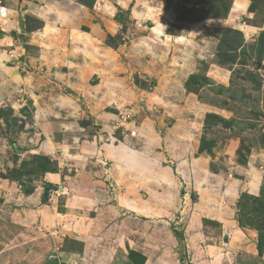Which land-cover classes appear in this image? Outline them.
<instances>
[{"label": "rangeland", "instance_id": "374dc122", "mask_svg": "<svg viewBox=\"0 0 264 264\" xmlns=\"http://www.w3.org/2000/svg\"><path fill=\"white\" fill-rule=\"evenodd\" d=\"M8 1L0 0V38L14 30L12 32L19 45L22 40L25 43V53L12 57L8 62L9 67H15L14 71L4 75L0 68V88H3V93L0 91V207L5 194L16 193L15 179H26L47 162L40 157L33 159L30 153L24 156L18 153L23 147L30 150L31 138L38 133L31 108L33 97H28L32 96L29 90L36 85L28 77L32 74L33 78L44 68L38 71L36 61L29 62L30 49L40 48L37 42L28 46L32 36L28 38L26 30L22 31L21 27L19 30L9 28L16 25L18 14L14 16L11 13L10 6L14 4ZM81 1L87 7L89 20H101V27L108 34L98 46L100 53L90 55L93 60L78 63L80 68L90 64V84L102 81L104 87L99 94L103 99L98 101L106 106L102 114L116 111L122 119L130 111L133 114L126 118L128 121L138 122L146 116L156 128L162 120L169 125L171 122L187 123L198 138L196 155L204 152L211 154L219 145L221 150L213 153V157L217 153L221 155L228 139L239 145L233 158L236 170L232 172V177L243 186L251 178V186L260 185L256 187L258 193L255 190L241 193L248 195L249 199L241 198V195L237 198V192L231 187L229 200L232 202L231 214L236 213L238 222L244 221V225L239 226L254 230L249 237L242 235V240L253 249H245L248 257L244 252L237 251L232 258L216 262L217 259L215 263L212 260L224 253L209 251V264H259L261 260L264 264V0H241L240 5L237 0ZM28 19L31 18L28 16ZM157 27L160 28L158 31L155 30ZM63 64L55 66L52 71L66 72L69 63L65 61ZM1 66L5 67L2 56ZM17 71H20L19 79L14 76ZM56 72L47 76L53 87L57 82ZM107 89L112 91L107 92ZM37 94L39 96L42 92ZM23 98H27L24 104ZM98 103L89 105L85 100L83 106L94 109ZM88 109L85 108L87 112ZM135 133L133 131L132 134ZM122 137V134L118 136ZM183 159L189 160V156ZM222 159L220 157L221 163L211 168L214 182L209 181L210 186L215 184L221 188L220 194L189 184L192 175L186 172L184 178L188 182H184L183 178L177 181L182 200L177 203V208L167 211L166 220L167 231H172L178 239L181 237L182 242L173 246L169 244L163 264H201V258L208 255L203 251L198 253L200 244H203L201 237L194 240L198 230L191 233L193 236H186L185 229L190 217H195L197 211L203 212L202 205L218 207L217 211L221 208L218 205L226 187L218 177L228 171ZM243 204L244 209L241 207ZM247 218L254 220L247 224ZM4 222L5 219L0 221V264H97L94 254L89 253L90 248L84 249L83 241L69 236L59 237L62 233L42 238L34 231L37 227L14 230L8 222ZM203 223L206 243L219 241V246H225L221 238L222 225L210 219ZM18 234L25 235L24 240ZM35 236L40 237L35 239ZM44 238L49 240L44 242ZM38 241L41 245L37 249ZM144 241L137 245L149 249ZM152 250L145 253L150 259L146 257L147 263L144 264H159L157 252ZM111 253L109 251L106 255L114 254ZM115 256L126 260L122 264H129L130 261L135 264L140 259L135 253L117 252Z\"/></svg>", "mask_w": 264, "mask_h": 264}, {"label": "crops", "instance_id": "0c3cea01", "mask_svg": "<svg viewBox=\"0 0 264 264\" xmlns=\"http://www.w3.org/2000/svg\"><path fill=\"white\" fill-rule=\"evenodd\" d=\"M11 2L14 5L10 6V12L18 16L15 18L17 26L10 24L9 28L19 30L22 20L26 35L28 38L32 36L27 42L28 46L37 42L40 47L30 49L29 62L36 61L38 71L44 68L33 78L32 74L28 77L36 85L29 90L32 96L28 97H33L34 106L31 108L38 133L31 138L30 150L23 147L22 152L18 150V153L22 156L30 153L31 157L42 154L48 168H39L26 179L14 180L16 193L5 194L0 207V221L5 219L4 224L8 222L14 230L37 227L34 231L42 238L44 235L62 233L58 236L83 241L84 249L90 248L89 253L94 254L93 259L97 264H122L126 260H119L121 257L115 256L117 252H126L127 255L136 252L145 256L152 249L157 252L159 264H163L169 244L173 246L182 242L181 237L178 239L172 231H167L166 220L167 211L177 208V203L182 200L179 180L183 178L184 182L187 181L185 172L189 173L192 175L189 184L220 194L221 188L215 184L214 187L210 186L209 181L214 182L211 168L215 164L219 165V159L223 157L222 163L228 171L226 175L220 174L218 177L226 187L218 205L221 208L217 211L218 207L206 204L204 208L200 205L203 212L197 211L195 217H190L185 235L189 236L198 230L194 240L203 238L198 253L203 251L208 255L201 258V264L210 263L209 251L224 253L212 260L213 263L217 259L216 262L222 261V258L230 259L237 251L247 256L245 249L253 248L242 238L249 237L254 230L239 226L235 219L236 213L231 214L232 202L229 198L231 187H234L239 198L243 191L255 190L258 193L256 187L260 183L257 185L254 180L257 186H251V178L243 186L232 177V172L236 170L233 158L239 145L228 139L221 155L217 153L213 157V153L221 150L220 145L211 154L204 152L196 155L198 138L187 123L171 122L169 125L162 120L159 128H156L150 117L145 116L137 122L124 121L116 111L102 114L105 104L98 103L103 99L99 94L104 87L102 81L90 84V64L80 68L78 63L93 60L90 55L100 53L98 46L108 35L101 27L103 22L89 20L87 7L82 5L81 0ZM237 2L239 5L242 3L241 0ZM108 12H112V8ZM12 31L0 38V46L3 47L0 48V56L5 64V67H0L2 74L14 71L15 67H9L8 62L12 57L25 53L24 41L19 45ZM148 44H151L149 40ZM52 53L55 55L52 56ZM65 61L69 63L66 72L52 71L55 66L64 65ZM17 72L14 76L19 79L20 71ZM55 72L59 83L56 82L53 87L47 76ZM0 91L3 93L2 87ZM40 92L41 99L37 94ZM85 100L89 105L92 102L99 105L88 109L83 106ZM26 101L27 98H23V104ZM133 131L136 133L132 134ZM38 134L41 137H37ZM120 134L123 135L122 139L118 138ZM185 156H189V160L183 159ZM6 181L9 182L8 179ZM63 184L68 186V192L57 195L55 189ZM235 205L233 209L236 210ZM209 219L222 225L221 238L225 246H219V241L206 243L203 222ZM18 235L24 240L25 235ZM39 237L35 236V239ZM48 240L44 238V242ZM32 241L36 243L34 239ZM141 241L149 249L139 247L137 244ZM40 245L38 241L37 249ZM109 251L114 254L107 256ZM146 257L143 264L147 263ZM129 264L134 263L130 261ZM259 264H263L262 260Z\"/></svg>", "mask_w": 264, "mask_h": 264}, {"label": "trees", "instance_id": "16d2710c", "mask_svg": "<svg viewBox=\"0 0 264 264\" xmlns=\"http://www.w3.org/2000/svg\"><path fill=\"white\" fill-rule=\"evenodd\" d=\"M39 157H40L41 159H43V160H46V158L41 157V156H34L33 159H34V158L37 159V158H39ZM46 161H47V160H46ZM40 167H41L40 169H43V170H46V169H47L46 164H44V163H42ZM37 168L39 169V167H37ZM29 173H31V172H29ZM245 197H248V199H249V196H248V195H247V196H246L245 194H242V195H241V198H244V199H245ZM254 198H255V196H254ZM254 198L251 197V199H254ZM248 199H247V200H248ZM247 200H246V201H247ZM246 201L244 200L243 202H246ZM241 207L244 209V208H245L244 204H243V206H241ZM248 216H249V215H248ZM250 216H251V215H250ZM247 220H248L249 222H246V223H247V224H250V222H253L254 219H251V220H250L249 218H247ZM243 223H244L243 220H241V221L239 222L240 225H244ZM133 252H134V251H133ZM134 253H135V255L137 254L138 256H140V259H138V261L136 260L137 262H135V264H143V262H144V260H145V256L142 255V254L136 253V252H134Z\"/></svg>", "mask_w": 264, "mask_h": 264}, {"label": "built area", "instance_id": "2783aa9c", "mask_svg": "<svg viewBox=\"0 0 264 264\" xmlns=\"http://www.w3.org/2000/svg\"><path fill=\"white\" fill-rule=\"evenodd\" d=\"M130 114H133L132 112H128V114H126V116H123L122 117V119L125 121V120H127L126 118L127 117H129L130 116ZM60 190H58V191H60V192H62V193H65L66 191H67V186H61L60 188H59Z\"/></svg>", "mask_w": 264, "mask_h": 264}, {"label": "clouds", "instance_id": "9594fccd", "mask_svg": "<svg viewBox=\"0 0 264 264\" xmlns=\"http://www.w3.org/2000/svg\"><path fill=\"white\" fill-rule=\"evenodd\" d=\"M62 186H67V185L63 184ZM60 187H61V186H59V187H57V188L55 189V192L57 193V195H62V194H65V193L68 192V189H67V191H66L65 193H62V192L58 191V190H60V189H59ZM67 188H68V186H67Z\"/></svg>", "mask_w": 264, "mask_h": 264}, {"label": "water", "instance_id": "95a60500", "mask_svg": "<svg viewBox=\"0 0 264 264\" xmlns=\"http://www.w3.org/2000/svg\"><path fill=\"white\" fill-rule=\"evenodd\" d=\"M21 28H22V31L24 30V28H23V23H22V20H21ZM249 63L250 64H252V61L251 60H249ZM182 254V251H181V248H180V255ZM180 258H181V256H180Z\"/></svg>", "mask_w": 264, "mask_h": 264}]
</instances>
